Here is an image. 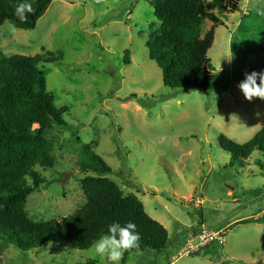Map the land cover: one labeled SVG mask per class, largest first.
Masks as SVG:
<instances>
[{
  "label": "rangeland",
  "instance_id": "1",
  "mask_svg": "<svg viewBox=\"0 0 264 264\" xmlns=\"http://www.w3.org/2000/svg\"><path fill=\"white\" fill-rule=\"evenodd\" d=\"M224 1L226 13L213 9L223 24L206 47L215 75L208 91L163 83L147 46L160 22L146 0H52L35 29L0 26L7 57H57L40 66L55 105L70 108L68 126L46 135L56 143V165L36 166L46 182L27 199L34 221L61 222L86 203L77 161L88 144L112 168L110 178L169 232L167 248L147 264H264V153L230 165L218 139L243 144L264 126V100L249 101L238 87L246 72L264 71V0ZM211 25L206 20L203 30ZM201 224L224 228L226 243L181 255ZM142 252L120 264H145ZM0 264L101 260L93 247L22 251L0 240Z\"/></svg>",
  "mask_w": 264,
  "mask_h": 264
},
{
  "label": "trees",
  "instance_id": "2",
  "mask_svg": "<svg viewBox=\"0 0 264 264\" xmlns=\"http://www.w3.org/2000/svg\"><path fill=\"white\" fill-rule=\"evenodd\" d=\"M154 9L160 26L147 43L149 58L162 70L163 83L171 88L212 90L215 75L207 44L223 21L213 9L226 13L224 0H146ZM31 3L34 12L21 22L15 14L19 3ZM52 0H0V26L6 21L17 28L32 30L45 15ZM210 20V29L203 24ZM51 53L7 57L0 46V240L22 251L52 243L60 248L85 251L108 226L135 223L139 248L125 251L122 262L138 251H161L169 244L166 227L152 218L142 200L127 194L110 178L112 168L88 144L77 161L86 203L61 222H36L28 214L27 199L46 179L36 166L53 168L56 143L47 138L55 126L65 128L68 106L57 107L48 90L41 63L56 61ZM220 146L232 156L230 165L247 160L254 151L264 153V126L246 143L224 134ZM78 141L81 139L78 137ZM209 246L206 250H210ZM200 254V253H199Z\"/></svg>",
  "mask_w": 264,
  "mask_h": 264
},
{
  "label": "clouds",
  "instance_id": "3",
  "mask_svg": "<svg viewBox=\"0 0 264 264\" xmlns=\"http://www.w3.org/2000/svg\"><path fill=\"white\" fill-rule=\"evenodd\" d=\"M32 12V4L27 2L19 3L15 9L21 22H25L27 14ZM238 87L247 100H264V71L246 72ZM136 228V224L130 221L123 226L119 222L108 226L109 234L101 236L93 245V251L100 258L101 264H120L125 251L139 248L141 237Z\"/></svg>",
  "mask_w": 264,
  "mask_h": 264
},
{
  "label": "built area",
  "instance_id": "4",
  "mask_svg": "<svg viewBox=\"0 0 264 264\" xmlns=\"http://www.w3.org/2000/svg\"><path fill=\"white\" fill-rule=\"evenodd\" d=\"M226 243L224 228L213 229L204 224L198 226L196 233L185 243L181 250L185 255H194L202 252L209 246H223Z\"/></svg>",
  "mask_w": 264,
  "mask_h": 264
},
{
  "label": "crops",
  "instance_id": "5",
  "mask_svg": "<svg viewBox=\"0 0 264 264\" xmlns=\"http://www.w3.org/2000/svg\"><path fill=\"white\" fill-rule=\"evenodd\" d=\"M155 218V217H154ZM152 251V252H150ZM160 253V252H158ZM152 257V259H150ZM142 263H149L150 261H155L157 259V252L155 250L148 249L145 252H142L138 258Z\"/></svg>",
  "mask_w": 264,
  "mask_h": 264
}]
</instances>
